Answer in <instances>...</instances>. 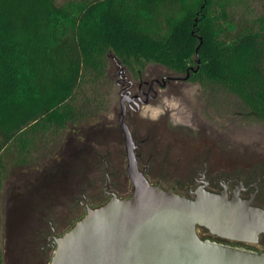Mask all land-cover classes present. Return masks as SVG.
Segmentation results:
<instances>
[{
  "label": "trees",
  "instance_id": "1",
  "mask_svg": "<svg viewBox=\"0 0 264 264\" xmlns=\"http://www.w3.org/2000/svg\"><path fill=\"white\" fill-rule=\"evenodd\" d=\"M236 1L243 4L0 0V189L1 152L9 143L25 150L37 134L68 123L81 125L79 135L91 136L84 127L101 112L110 56L133 71L151 63L179 74L189 71L192 81L233 95L247 117L264 122V0L258 11ZM86 150L69 163L83 166ZM14 209L8 208V219Z\"/></svg>",
  "mask_w": 264,
  "mask_h": 264
},
{
  "label": "rangeland",
  "instance_id": "2",
  "mask_svg": "<svg viewBox=\"0 0 264 264\" xmlns=\"http://www.w3.org/2000/svg\"><path fill=\"white\" fill-rule=\"evenodd\" d=\"M55 1L61 5L68 0ZM242 1L244 5L237 1L235 4L246 6V2L248 9L258 11L259 0ZM123 69L126 67L113 56L108 58L109 81L100 88L101 112L84 127L92 131L90 137L79 135L81 125L68 123L59 131L37 134L25 150L13 141L1 152L4 167L0 189L1 264H28L27 260L31 263L34 256L39 258L31 264H48L55 247L49 249L48 255L41 252L47 236L52 231L55 237L66 232L85 212L82 203L100 204L106 200L107 175L110 178L107 190L119 197L130 196L132 185L126 171L124 135L118 123L122 96L116 82ZM177 89L176 97H165L142 115L126 117L137 140L150 135V142L142 150L144 159L152 157L148 170L152 183L182 191V184L194 167L208 152L217 149L225 155V161L235 159L243 163L264 155V122L247 117L239 99L224 90L212 91L194 82ZM165 103L171 110H166ZM71 139V152H67L65 147ZM84 147L87 150L82 156L84 162L80 163L83 166L70 164L68 160ZM57 165H65L66 173L63 174V168L58 172ZM10 207L15 209L8 219Z\"/></svg>",
  "mask_w": 264,
  "mask_h": 264
},
{
  "label": "water",
  "instance_id": "3",
  "mask_svg": "<svg viewBox=\"0 0 264 264\" xmlns=\"http://www.w3.org/2000/svg\"><path fill=\"white\" fill-rule=\"evenodd\" d=\"M127 101L120 100L118 123L132 194L120 198L112 192L105 203L87 206L55 238L48 264H264V253L202 240L198 233L203 227L222 237L255 240L264 231L262 208L237 196L228 198L225 192L202 189L189 198L149 182L145 170L138 168L137 145L125 121Z\"/></svg>",
  "mask_w": 264,
  "mask_h": 264
},
{
  "label": "flooded vegetation",
  "instance_id": "4",
  "mask_svg": "<svg viewBox=\"0 0 264 264\" xmlns=\"http://www.w3.org/2000/svg\"><path fill=\"white\" fill-rule=\"evenodd\" d=\"M120 73V79L117 80L116 84L121 88V96L128 100L126 102L125 121L126 117L129 115H142L143 112H145L147 108L154 103H160L166 98L176 97L179 95L177 88L180 85L183 87L185 84L190 85L191 82H194L191 79V73L189 71L186 74H179L157 64L145 67L143 71H133L126 67V69H123ZM187 76L188 78H186ZM194 84L199 83L194 82ZM165 104L167 105V103ZM166 110H171L169 105H167ZM131 135L137 145L134 152L137 157L138 168L142 171L145 170L146 178L149 180L148 170L150 168V160L152 157L148 155V158L144 159L145 152L142 148L147 142H150V135L146 136L142 140H137L136 136H134L132 132ZM71 143H73L72 139L65 147L67 152H71ZM229 160L230 161H225V155L218 149L208 152L207 156L204 157V159L201 160V162L191 171L190 177L186 180V182L182 184V191H179L172 186L166 188V186L164 187L160 183H152L150 180L149 182L157 184L164 189H174L177 193L189 198H194L196 196V192L202 189L218 194L225 192L228 198L237 196L240 199L249 200L252 206L259 207L264 210V155L257 157V159L253 161L243 163L235 159ZM40 181L38 179L37 183H40ZM109 183L110 178L107 175V187L105 189L106 200L100 204L92 203L89 205L87 201L82 203V205H84L85 212L87 206L96 207L105 203L111 197L112 192L118 196L114 191L107 190ZM131 194L132 191L129 195L131 196ZM83 214L80 217H82ZM42 232L41 238L44 236L45 230ZM198 233L202 240L221 242L232 246L255 250L259 253H264V231L260 232L255 240L250 241L222 237L211 233L208 229L203 227L198 228ZM41 238H39V240ZM55 238L56 237L53 231L49 236H47L45 245L40 247V250L44 253V255H48L49 249H52L53 246L55 247ZM50 241L52 242L50 243ZM33 255H36V253L34 252ZM38 258V256L32 257L31 260L33 261H31V263L36 261ZM27 262L28 264H31L29 263V259Z\"/></svg>",
  "mask_w": 264,
  "mask_h": 264
}]
</instances>
